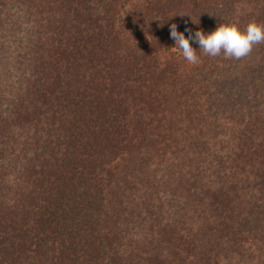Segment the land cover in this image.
I'll use <instances>...</instances> for the list:
<instances>
[{
	"label": "trees",
	"instance_id": "1",
	"mask_svg": "<svg viewBox=\"0 0 264 264\" xmlns=\"http://www.w3.org/2000/svg\"><path fill=\"white\" fill-rule=\"evenodd\" d=\"M252 21L264 0H0V264H264V43L190 40L192 65L169 32Z\"/></svg>",
	"mask_w": 264,
	"mask_h": 264
},
{
	"label": "clouds",
	"instance_id": "2",
	"mask_svg": "<svg viewBox=\"0 0 264 264\" xmlns=\"http://www.w3.org/2000/svg\"><path fill=\"white\" fill-rule=\"evenodd\" d=\"M186 31L189 32L187 38L177 31L175 24H171L169 28L170 37L175 41L173 48L179 50L183 58L192 65L198 64L200 60L190 40L199 45V50H202L204 55L211 57L223 55L226 59L236 60L250 55L255 45L264 43V24L255 21L249 22L243 30L236 24L219 23L207 34L199 29L194 34L189 29ZM149 37L151 36H147L148 40Z\"/></svg>",
	"mask_w": 264,
	"mask_h": 264
}]
</instances>
